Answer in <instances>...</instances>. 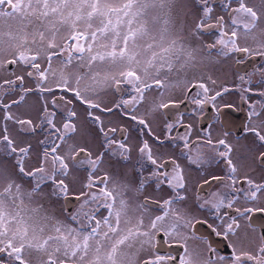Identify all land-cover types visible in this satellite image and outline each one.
I'll return each mask as SVG.
<instances>
[{
    "label": "snow or ice",
    "instance_id": "snow-or-ice-1",
    "mask_svg": "<svg viewBox=\"0 0 264 264\" xmlns=\"http://www.w3.org/2000/svg\"><path fill=\"white\" fill-rule=\"evenodd\" d=\"M213 30V43L189 39ZM234 53L264 58V0H0V73L11 76L0 78V264H264V234L253 246L241 231L242 221L264 213V177L249 173L238 149L208 134L202 143L213 155H193L191 125L177 122L181 136L165 125V139L191 164L222 165V174L201 171L189 203L191 178L144 138L165 143L150 121L179 106L175 90L191 94L196 115L228 92L196 70ZM240 80L247 102L251 81ZM110 91L118 99L106 101ZM117 113L141 136L135 163L127 128L105 125ZM248 119L264 145V100L249 104ZM256 159L264 168V152ZM153 182L171 194L140 200ZM70 196L75 211L66 203L62 219L51 201ZM161 233L179 254L156 251Z\"/></svg>",
    "mask_w": 264,
    "mask_h": 264
},
{
    "label": "flooded vegetation",
    "instance_id": "flooded-vegetation-1",
    "mask_svg": "<svg viewBox=\"0 0 264 264\" xmlns=\"http://www.w3.org/2000/svg\"><path fill=\"white\" fill-rule=\"evenodd\" d=\"M213 32H215L213 30ZM211 33V32H210ZM206 32V34H210ZM210 44V43H207ZM243 56V59H241ZM226 66L222 65L220 71H213V75L208 72V65L200 66L196 70L197 77L200 73L204 74L205 82L207 81V76L216 77L220 76L221 79L218 80L217 85H211L210 87L222 90L224 87L229 88L228 92H222L221 96L216 98L215 102H210L206 104L203 109L199 112L198 115L193 113V108L195 107L191 103V94L189 99L184 98V92L181 90H175L171 93V96L174 100L178 102V107L170 106L168 109L161 110L155 113V117L152 119L158 123L157 129H152L155 133V130L158 132L155 133L156 136H159L161 140H164L163 145H158L151 137L145 134L144 138L149 139L150 143L153 144L154 150L158 153H163L166 157H175L177 163L181 165L185 170V174L191 178L190 191L188 192L189 203L194 201L195 198V188L197 182L202 180L201 171L205 174H222V165L218 166L216 164L204 165L203 168H197L195 164H191L186 158L181 155L180 147H173V141L165 139L166 133V124L173 123L176 126L172 129L171 136H181L185 134V129L180 127V123L191 125V136L190 141L191 148L193 149L192 154L195 155L196 152L202 153L206 158L213 155L209 150V146L202 143V138L211 134L213 140L220 138H225L230 144H232L236 149H238V155H242L246 158L247 170L249 173L256 177H264V168L260 167L258 160L256 159L260 152H264V145H260L255 136L247 131V127L250 124L248 119L249 104L255 103L258 100H264V97H260L255 94L260 91H264V74H262L258 69L264 67V58L253 57L249 58L244 54H232L228 58H223ZM239 61V63L237 62ZM191 74V75H190ZM193 73L188 74V78H193ZM244 76L246 80H250V85H243L245 87H251L253 90L250 93H245L247 97V102L241 100V92L236 90L237 86L242 84L240 77ZM195 92V89L193 90ZM153 94H150L149 99L152 98ZM157 95V94H154ZM116 99L118 97L116 96ZM259 107V105H257ZM180 123H177V122ZM160 125V127H159ZM225 133L228 135L225 137ZM123 135L119 131L114 134L117 139H123ZM127 139L130 135L126 133ZM141 137L138 140L139 142L132 145L128 144L132 151V162L138 159L137 147L140 143ZM186 151V150H185ZM151 170L149 165L147 171ZM146 171V174H147ZM170 171V166H169ZM207 191V188H205ZM215 191V188L212 189ZM171 194L170 190L166 186H161L160 189H157L155 183L147 184L143 192L139 195V199L143 200L145 197L150 198L151 200H162L167 198ZM68 200L63 202V210L65 204L67 203L70 211L74 210L77 202L75 200L72 204ZM242 233H246L249 240L253 242V246L259 243V238L264 234V213L256 212L252 214L251 221H242ZM251 223L253 227H249ZM199 231L207 235L206 228H202L199 225L197 226ZM219 238L212 236L211 241H217ZM169 237L164 236L162 233L157 236L156 239V251L159 254H167L172 252L173 254H179L180 249L173 245L169 246ZM222 255L226 257L231 255V250L226 247V242H221L216 245Z\"/></svg>",
    "mask_w": 264,
    "mask_h": 264
},
{
    "label": "rangeland",
    "instance_id": "rangeland-1",
    "mask_svg": "<svg viewBox=\"0 0 264 264\" xmlns=\"http://www.w3.org/2000/svg\"><path fill=\"white\" fill-rule=\"evenodd\" d=\"M217 11V14H220V9L219 7H217L216 9ZM195 20V17H193L189 23H193ZM216 35L217 33L216 32H211L210 34H206V32L204 34H202L201 36H199L198 38L197 37H189V39L192 41L193 45L194 46H203V45H206L207 43H213L214 40L216 39ZM224 65L226 66V63L223 62V60H220L219 63H214V64H210L208 65L209 68L208 69V72L209 74H211L212 76H215L213 75V71L215 72L216 70L220 71V67ZM11 72H15L17 74H22V66H13L12 69H10ZM191 75V74H190ZM193 75V74H192ZM3 77H8V78H11V76L9 75V73L5 72V73H0V78H3ZM213 79H215L216 81L220 80L221 77L216 75V77H214ZM218 84V82L216 83V85ZM176 92V91H175ZM151 96H154L151 95ZM104 99L106 101H113V100H116V95L114 93H112L111 91L104 97ZM143 107V106H142ZM155 117V116H154ZM156 118V117H155ZM151 125H152V129H157L158 128V123H156L154 120H151ZM105 125L106 127L111 125V126H114V127H120L121 125H123L124 127L127 128V133L130 135L129 139H127L125 142L127 144H136L138 143L139 139H140V134L136 131L135 129V126L133 124L132 121L130 120H126L124 118H122L119 113L111 116L110 118H106L105 120ZM160 127V125H159ZM158 132L157 130H155V133ZM98 135V134H97ZM116 138V137H115ZM100 139L101 138H98L97 140H95L93 142V147H94V150L95 149H98V145H99V142H100ZM117 139V138H116ZM33 143H35V141H33ZM81 179L83 178V173H81ZM79 188V185L76 184L73 188V191H76L78 190ZM45 203L47 204V201H45ZM51 204H52V207H53V210L55 212V214L57 216H59L60 218H64V210H63V202L62 200H55V199H52L51 201ZM75 211V206H74V210ZM4 259L6 260L7 257H4Z\"/></svg>",
    "mask_w": 264,
    "mask_h": 264
},
{
    "label": "water",
    "instance_id": "water-1",
    "mask_svg": "<svg viewBox=\"0 0 264 264\" xmlns=\"http://www.w3.org/2000/svg\"><path fill=\"white\" fill-rule=\"evenodd\" d=\"M12 67H13V66H10V69H12ZM69 200H71V201H70L71 204L74 202V201H72V200H74V199H72L71 196H70Z\"/></svg>",
    "mask_w": 264,
    "mask_h": 264
}]
</instances>
